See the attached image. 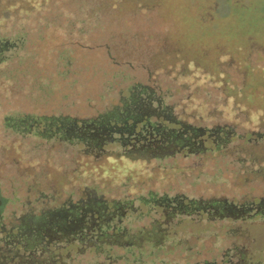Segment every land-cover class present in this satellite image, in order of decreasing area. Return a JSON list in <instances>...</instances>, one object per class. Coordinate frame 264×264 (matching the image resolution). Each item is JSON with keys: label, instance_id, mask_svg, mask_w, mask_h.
<instances>
[{"label": "rangeland", "instance_id": "rangeland-1", "mask_svg": "<svg viewBox=\"0 0 264 264\" xmlns=\"http://www.w3.org/2000/svg\"><path fill=\"white\" fill-rule=\"evenodd\" d=\"M150 111L221 134L148 158ZM263 135L264 0H0V264L22 216L78 197L131 203L128 236L66 233L33 261L264 264Z\"/></svg>", "mask_w": 264, "mask_h": 264}, {"label": "flooded vegetation", "instance_id": "flooded-vegetation-1", "mask_svg": "<svg viewBox=\"0 0 264 264\" xmlns=\"http://www.w3.org/2000/svg\"><path fill=\"white\" fill-rule=\"evenodd\" d=\"M146 103H149V101L145 102V104ZM154 113H156L155 116H157L156 118L159 120V122H157L159 124L157 125L156 123H152L148 117ZM142 114L144 113H141V115ZM143 116L145 117H141L140 122L145 121V145L140 146L138 152L148 158L165 157L177 152H186L187 149L194 151L197 150L196 146H198V143L202 145L200 149L204 150V141L208 137L210 138V136H212L213 139L215 137L214 135H218L221 131L216 128L217 130H214V132L205 134L204 136L206 138L202 135L199 137L196 130L189 127L190 123L180 120L177 117L171 118L170 116H161V113L159 114L158 111L145 112ZM2 120L5 128L17 134L24 132L32 133V131L37 130V126H39L40 123H42L41 125H50V123L43 120V118H39L37 121L35 118H21L20 116L13 118L5 116ZM146 125H148V127ZM46 129L47 131L50 130L47 127ZM250 134L252 135V133ZM231 136L232 134L225 133L219 138L223 141ZM96 140L99 139L97 138ZM123 155L138 157V154L132 155L129 152H126V154L123 153ZM4 203L5 200L0 193V222H2L4 218ZM130 210L131 203L129 202L120 204L115 200L108 202L106 199L99 197H78L76 200L68 201L65 206L59 209L54 210L53 207H51L46 208V210L42 209L38 214H32L29 218L22 216L20 223L12 226L17 232L16 234L18 236L15 242L19 248H22V254L18 255L19 261L17 263L16 261H12L11 263L41 264V262L37 261V258L36 261H33L35 256H33L34 254L32 251L36 249L37 246H39V251L46 252L48 258L52 259L53 253L50 247L52 246L54 238L63 236V234L66 233L79 235L81 237L128 236V230L123 227L118 228L117 225L121 222L126 212ZM253 210L255 212L253 214L254 216L264 215V204L257 206ZM251 214L250 212L245 213L244 210L231 213L233 217L246 219H250ZM109 227H111V229H108ZM106 231H109V233H106ZM32 238L34 240H31ZM29 240H31V244H29ZM26 250L29 252L28 256L25 252ZM240 259L241 264H246L245 256ZM3 260L5 259L1 257V261Z\"/></svg>", "mask_w": 264, "mask_h": 264}, {"label": "trees", "instance_id": "trees-1", "mask_svg": "<svg viewBox=\"0 0 264 264\" xmlns=\"http://www.w3.org/2000/svg\"><path fill=\"white\" fill-rule=\"evenodd\" d=\"M140 117H145V116L141 115Z\"/></svg>", "mask_w": 264, "mask_h": 264}]
</instances>
